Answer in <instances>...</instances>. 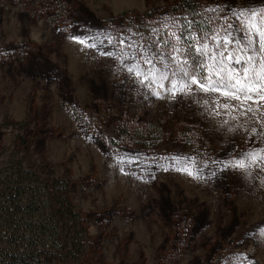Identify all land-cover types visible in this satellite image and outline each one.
Instances as JSON below:
<instances>
[{
    "label": "rangeland",
    "instance_id": "1",
    "mask_svg": "<svg viewBox=\"0 0 264 264\" xmlns=\"http://www.w3.org/2000/svg\"><path fill=\"white\" fill-rule=\"evenodd\" d=\"M17 162L63 262L264 264V0H0Z\"/></svg>",
    "mask_w": 264,
    "mask_h": 264
},
{
    "label": "trees",
    "instance_id": "2",
    "mask_svg": "<svg viewBox=\"0 0 264 264\" xmlns=\"http://www.w3.org/2000/svg\"><path fill=\"white\" fill-rule=\"evenodd\" d=\"M45 188L40 176L19 162L0 168V264H91L56 258L64 245L60 209L47 204Z\"/></svg>",
    "mask_w": 264,
    "mask_h": 264
}]
</instances>
